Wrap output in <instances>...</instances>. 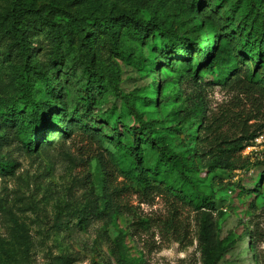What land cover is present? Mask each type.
Listing matches in <instances>:
<instances>
[{
  "label": "rangeland",
  "instance_id": "374dc122",
  "mask_svg": "<svg viewBox=\"0 0 264 264\" xmlns=\"http://www.w3.org/2000/svg\"><path fill=\"white\" fill-rule=\"evenodd\" d=\"M238 1L204 0L203 8L218 20V49L226 40L237 43ZM34 2L37 8L57 10L55 21L67 23L71 29L72 50L64 53L62 68L85 60L83 44L87 37L76 27L73 17H100L126 10L149 19L155 13L167 28L192 41L198 33L191 31L196 24L192 0ZM8 7L7 0H0V22ZM228 18L230 21H226ZM130 42L152 64L137 65L120 58L109 51L102 35L91 46L99 65L116 67V93L98 98L101 110L115 103L124 107L125 114L129 107L134 108L144 120L155 124L174 151L194 157L201 182L216 198H225V203L216 209L197 208L164 192L161 178L155 180L160 184L159 194L132 188L119 171L116 141L102 136L112 131L114 117L105 120L99 129L66 119L68 135L50 132L32 150L21 143L17 128L0 120V264H255L250 254L253 248L264 264V175L259 183L261 171L255 166L208 171V153L222 138L245 136L251 145L240 154L249 156L251 163L262 156L264 87L252 83L246 75L248 70H255V64L231 53L225 56L228 63L221 66L236 70L225 81L218 80L217 64L200 72L199 81L194 82L186 75L183 57L172 54L171 68L155 58L152 43ZM5 46L6 41L0 39L3 111L6 103L16 98L11 76L18 63L15 54H5ZM37 52L32 62L47 63L54 55L45 41ZM192 58H197L196 50ZM61 67L58 84L62 95L66 93L70 100L72 94H79L78 85L61 72ZM261 72L260 67L259 77ZM156 80L158 90L153 85ZM156 100L159 106L154 105ZM196 105L199 110L204 107L201 123L189 115ZM123 120L128 125L134 123L131 116ZM1 164H10L11 171ZM174 188L187 191L182 184ZM204 223L208 225L205 252L201 240ZM245 227L254 232V247L241 239Z\"/></svg>",
  "mask_w": 264,
  "mask_h": 264
},
{
  "label": "trees",
  "instance_id": "16d2710c",
  "mask_svg": "<svg viewBox=\"0 0 264 264\" xmlns=\"http://www.w3.org/2000/svg\"><path fill=\"white\" fill-rule=\"evenodd\" d=\"M7 1L9 7L0 22V39L6 41L5 54H15L18 59L11 76L16 98L6 103L5 111L0 110V120L17 128L18 137L28 150L36 148L50 132H61L63 137L68 135L69 125L66 119L69 122L79 121L82 126L91 124L99 129L105 120L114 117L112 131L102 136L116 141L118 149L115 154L118 157L119 171L126 176L132 188L144 193L156 191L159 194L157 189L160 184H156L155 180L161 178L164 192L197 208L216 209L219 204L225 203V198H216L210 187L201 182L197 176L194 157L174 151L155 124L144 120L142 114L131 107L125 114L126 110L119 103L101 110L98 98L102 100L103 95H110L112 91L116 93V67L114 64L99 65L91 46L102 35L109 51L139 65L152 64V60L144 58L142 50L139 51L130 41L135 40L146 45L152 43L155 58L164 60L171 68L174 67L172 54L183 57L186 75L194 82L199 81L200 72L217 64L220 71L218 80L225 81L236 67L225 69L221 65L228 63L226 55L234 53L255 64V70H248L246 75L252 83H262L264 87V0L238 1L237 29L240 35L237 43L233 45L226 40L219 49L216 48L221 42L218 20L212 12L203 8L204 0H192L193 19L196 24L191 31L198 32L193 41L167 28L165 22L155 13L149 19L126 10L100 17H73L76 27L87 37L83 44L85 60L67 63L63 68L61 64L64 53L71 52L73 36L67 23L55 21L54 14L58 11L37 8L34 0ZM226 21H230V18ZM34 41L37 42L36 46H33ZM44 41L54 52L53 57L47 63L39 60L32 62V57L38 55L37 51ZM195 50L197 58H192ZM216 50L218 52L214 56ZM60 67L61 72L67 78L75 80L78 85L79 94H72L70 100L66 98V93L62 95L58 84ZM260 67L262 75L259 77L257 73ZM153 85L159 89L158 80ZM117 105L119 113L116 112ZM154 105L159 106V101L156 100ZM96 106L98 107L95 108ZM96 109L99 112H95ZM187 112H184V116L193 114L195 121H204V107L199 110L196 105L191 108L189 115ZM126 116H131L134 123L126 124L123 120ZM245 140L247 139L243 136L217 141L208 153L211 158L208 171L237 167L250 169V166H255L261 171L260 183L264 175V149L261 158L251 163L249 156L240 154L246 146L251 145ZM1 165L11 171L10 164ZM178 184H182L187 191H176L174 187ZM257 185L259 186L258 183ZM239 223L243 224V221L240 220ZM207 228V224H202L203 252L207 251ZM229 235L231 237L233 232ZM241 239L247 240L254 247V232L250 227L244 228ZM250 254L255 264H261L254 248Z\"/></svg>",
  "mask_w": 264,
  "mask_h": 264
}]
</instances>
